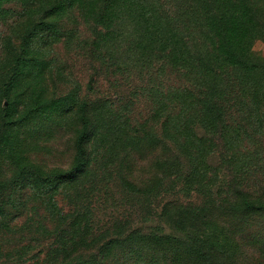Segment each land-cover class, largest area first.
<instances>
[{"label":"trees","instance_id":"obj_1","mask_svg":"<svg viewBox=\"0 0 264 264\" xmlns=\"http://www.w3.org/2000/svg\"><path fill=\"white\" fill-rule=\"evenodd\" d=\"M258 42L264 0H0V264H264Z\"/></svg>","mask_w":264,"mask_h":264},{"label":"rangeland","instance_id":"obj_2","mask_svg":"<svg viewBox=\"0 0 264 264\" xmlns=\"http://www.w3.org/2000/svg\"><path fill=\"white\" fill-rule=\"evenodd\" d=\"M257 53L264 54V44L262 42H258L254 49ZM83 67L78 66V72L76 73L77 77L80 81H83V84L86 85V76L85 72L83 71ZM76 72V71H75Z\"/></svg>","mask_w":264,"mask_h":264}]
</instances>
